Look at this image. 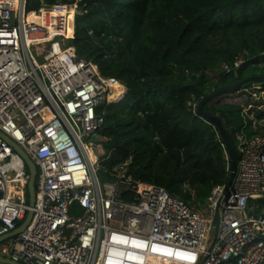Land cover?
<instances>
[{"label":"built area","instance_id":"obj_1","mask_svg":"<svg viewBox=\"0 0 264 264\" xmlns=\"http://www.w3.org/2000/svg\"><path fill=\"white\" fill-rule=\"evenodd\" d=\"M27 19L25 0H0V131L36 166L31 206L25 162L0 137V237L32 212L0 241V264H264V132L253 106L242 110L229 186L214 185L199 209L132 179L126 163L102 182L104 107L128 90Z\"/></svg>","mask_w":264,"mask_h":264},{"label":"trees","instance_id":"obj_2","mask_svg":"<svg viewBox=\"0 0 264 264\" xmlns=\"http://www.w3.org/2000/svg\"><path fill=\"white\" fill-rule=\"evenodd\" d=\"M71 2L25 0V9L42 16L53 34L61 28L78 58L128 90L104 107L109 154L99 161V180H114L115 168L127 163L132 179L161 186L199 209L214 185L227 182L229 160L217 128L196 106L216 87L234 83L236 73L240 79L264 75V0H78L75 25ZM238 58V68L223 71ZM259 83L263 95L251 110L264 132V107H258L264 105V80ZM248 105L218 96L203 109L221 119L237 146ZM250 124L248 135L257 132Z\"/></svg>","mask_w":264,"mask_h":264},{"label":"water","instance_id":"obj_3","mask_svg":"<svg viewBox=\"0 0 264 264\" xmlns=\"http://www.w3.org/2000/svg\"><path fill=\"white\" fill-rule=\"evenodd\" d=\"M179 69L182 72V67H180ZM235 77H236V80L234 83H232L230 85H221V86L216 87L210 93L204 95L200 99V101L198 102V104L196 106L197 113L201 117H203L206 121L215 125V127L218 130V134L222 140V143L226 149V154H227V157L229 160V166H228L229 176H228V179L226 182V187L229 186V184L232 180L233 172H234L236 161L238 158V150H237V147H236L232 137L230 136L228 130L224 127L221 119L218 116L212 114L211 112L204 110L203 106L207 101H210L213 98H216V97L221 96L223 94H230V93L240 91L242 89V87L245 86L247 83H255V82H259V81L264 80V75L252 76V77H248L245 79H240L238 77V74L236 73ZM194 84H195V82H193V81L187 82V85H194ZM0 137H2L10 146H12L13 149L22 157V159L25 162L26 168H27L28 173H29V180H28V186H27V188H28V202H29V205L32 206L35 202L36 166H35L34 162L31 160V158L29 157V155L16 142H14L11 138H9L7 135H5L2 131H0ZM31 216H32V212L28 211L24 223L20 227L15 229L14 231L7 233L6 235L1 236L0 241H3L7 238H10V237L16 235L19 231H21L26 226V224L30 220ZM0 259H1V257H0ZM5 261L9 264H20V263L15 262V261H10V260H5Z\"/></svg>","mask_w":264,"mask_h":264},{"label":"rangeland","instance_id":"obj_4","mask_svg":"<svg viewBox=\"0 0 264 264\" xmlns=\"http://www.w3.org/2000/svg\"><path fill=\"white\" fill-rule=\"evenodd\" d=\"M78 1V0H77ZM76 1V2H77ZM74 6V5H73ZM40 10V9H39ZM39 10H37L36 12H39ZM74 10H75V6H74ZM76 10H77V8H76ZM74 13H75V11H74ZM74 13L72 14V22L74 23ZM62 29L61 28H59L56 32H55V34H57V33H63L62 31H61ZM260 88H261V84L259 83V82H255V83H253L252 85H251V90H250V93H251V96H248V95H245V94H243V92H244V90L243 89H241L240 91H238V92H234V93H230V94H223V95H221L220 96V99L222 100V101H225V102H232V103H237V104H242L245 100H248V101H250L253 105V107H254V103H258L259 101H260V99H261V96L263 95V92L262 91H260ZM255 89H259V91L260 92H256V93H254V90ZM258 107H260V108H262V107H264V105L262 104V105H259ZM251 109H254V108H251ZM261 126H263V122L261 123ZM261 131H262V129H260ZM100 134L101 135H103L102 134V131L100 132ZM237 143V142H236ZM102 154L103 155H106L107 153L105 152V150H104V148H103V150H102ZM109 154V153H108ZM107 154V155H108ZM127 164V163H126ZM28 198V197H27Z\"/></svg>","mask_w":264,"mask_h":264},{"label":"bare ground","instance_id":"obj_5","mask_svg":"<svg viewBox=\"0 0 264 264\" xmlns=\"http://www.w3.org/2000/svg\"><path fill=\"white\" fill-rule=\"evenodd\" d=\"M38 15H39V14H38ZM39 16H41V15H39ZM27 20H28L29 22L37 23V24H39V25H42V26L46 27V28L49 30V37H51L52 35H54V34H53V31H52V29H51V27H50L49 25H47V24L43 21L42 16H41V20H39V19L36 18V15L31 14V15H28V19H27ZM115 90H116V91L119 90L117 84H115Z\"/></svg>","mask_w":264,"mask_h":264}]
</instances>
